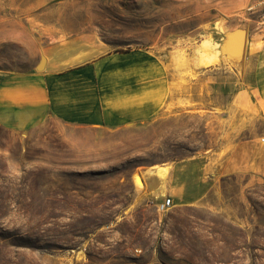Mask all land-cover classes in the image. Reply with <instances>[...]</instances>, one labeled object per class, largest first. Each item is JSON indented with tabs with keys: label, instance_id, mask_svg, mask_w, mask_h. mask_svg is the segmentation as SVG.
<instances>
[{
	"label": "rangeland",
	"instance_id": "1",
	"mask_svg": "<svg viewBox=\"0 0 264 264\" xmlns=\"http://www.w3.org/2000/svg\"><path fill=\"white\" fill-rule=\"evenodd\" d=\"M263 11L264 0H0L2 71L31 70L51 42L90 31L108 50L181 48L182 66L200 44L218 58L191 79L202 104L148 122L0 124V264H264V118L247 121L248 98L232 103L250 70L224 49L231 31L264 26ZM205 156L211 169L184 173L203 195L187 197L172 168Z\"/></svg>",
	"mask_w": 264,
	"mask_h": 264
},
{
	"label": "crops",
	"instance_id": "2",
	"mask_svg": "<svg viewBox=\"0 0 264 264\" xmlns=\"http://www.w3.org/2000/svg\"><path fill=\"white\" fill-rule=\"evenodd\" d=\"M244 31V49L234 45L229 54L240 58L239 73L250 70L244 82L249 88H239L232 103L240 110L248 98L245 118L251 121L264 118V26ZM200 46L194 55L186 52L182 66L181 48L108 50L92 31L55 40L44 48L41 70H0V124L24 131L52 117L71 125L118 128L195 107L202 102L188 92L191 79L205 71ZM209 160L205 156L173 166L174 179L188 182L187 197L198 198L203 191L195 188L197 181H187L185 171L200 163L209 170L210 163L204 162Z\"/></svg>",
	"mask_w": 264,
	"mask_h": 264
},
{
	"label": "water",
	"instance_id": "3",
	"mask_svg": "<svg viewBox=\"0 0 264 264\" xmlns=\"http://www.w3.org/2000/svg\"><path fill=\"white\" fill-rule=\"evenodd\" d=\"M245 31L243 29H236L231 31L227 37H226V41L224 43V49L226 51V58L231 60L232 62H238L240 60L239 57H232L229 53L232 50V47L235 45L236 47H238V49L243 50L244 46H245ZM44 57L41 56L40 61L38 62V64L36 65L35 68L40 69L43 63Z\"/></svg>",
	"mask_w": 264,
	"mask_h": 264
},
{
	"label": "built area",
	"instance_id": "4",
	"mask_svg": "<svg viewBox=\"0 0 264 264\" xmlns=\"http://www.w3.org/2000/svg\"><path fill=\"white\" fill-rule=\"evenodd\" d=\"M259 22L261 25H264V11L260 14ZM172 205H173L172 199L170 197H167L155 203V209L158 213H164L168 211Z\"/></svg>",
	"mask_w": 264,
	"mask_h": 264
},
{
	"label": "bare ground",
	"instance_id": "5",
	"mask_svg": "<svg viewBox=\"0 0 264 264\" xmlns=\"http://www.w3.org/2000/svg\"><path fill=\"white\" fill-rule=\"evenodd\" d=\"M201 57H202L201 58L202 60L200 61V65H202V66L211 65V64H214L218 61V58L212 56V54L210 53V51H208L207 48H201ZM163 169L166 170V168H163ZM160 174H162V173H160Z\"/></svg>",
	"mask_w": 264,
	"mask_h": 264
}]
</instances>
